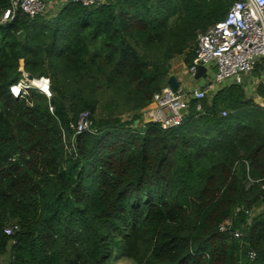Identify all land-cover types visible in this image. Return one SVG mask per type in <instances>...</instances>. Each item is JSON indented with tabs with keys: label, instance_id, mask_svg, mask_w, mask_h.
<instances>
[{
	"label": "trees",
	"instance_id": "obj_1",
	"mask_svg": "<svg viewBox=\"0 0 264 264\" xmlns=\"http://www.w3.org/2000/svg\"><path fill=\"white\" fill-rule=\"evenodd\" d=\"M233 1L68 2L54 16L17 11L0 22V257L264 264V211L247 213L264 204V103L228 83L191 100L176 126L134 128L140 115L118 116L152 104L173 57L191 66L198 35ZM10 3L0 0V13ZM28 75L48 79L52 95L30 88L14 97L10 87ZM256 94L264 102V87ZM106 96L118 114L97 118ZM82 111L92 127L75 133Z\"/></svg>",
	"mask_w": 264,
	"mask_h": 264
},
{
	"label": "built area",
	"instance_id": "obj_2",
	"mask_svg": "<svg viewBox=\"0 0 264 264\" xmlns=\"http://www.w3.org/2000/svg\"><path fill=\"white\" fill-rule=\"evenodd\" d=\"M110 0H11L10 6L0 13V22H7L15 16L17 11L29 17L46 15L53 7L61 9L68 2L80 3L85 7L100 6ZM196 56L190 67H187L188 77L193 76L199 65L206 68L205 84L191 90L179 86L172 91L165 85L161 92L153 99L152 104L142 112V117L148 122L160 123L164 127L178 125L183 116L181 109H188L191 100L200 102L212 93L217 87L231 83H241L244 75L250 74L255 68L262 66L263 73L259 75L256 85L264 87V0H234L225 17L198 35ZM214 70L212 78L210 71ZM208 79V80H207ZM48 83V86L46 85ZM36 88L50 97L49 81L42 77L39 79L21 78L10 87L14 97L30 89ZM263 100L260 105H263ZM197 110H201L198 103ZM226 116L227 112L221 113ZM92 120L88 111H82L74 126L75 133L90 131ZM237 208L236 211H239ZM264 211V204L259 208H252L248 215L255 216ZM230 224H223L220 230L228 229ZM9 228H5L7 234ZM230 234L239 239L242 233L238 230L230 231ZM250 262L256 258L252 250L247 252Z\"/></svg>",
	"mask_w": 264,
	"mask_h": 264
},
{
	"label": "rangeland",
	"instance_id": "obj_3",
	"mask_svg": "<svg viewBox=\"0 0 264 264\" xmlns=\"http://www.w3.org/2000/svg\"><path fill=\"white\" fill-rule=\"evenodd\" d=\"M59 8H60V6L53 7L50 10V12L47 13L46 15L54 16L55 13L59 10ZM196 42L198 43V38H197ZM197 43H196V45H197ZM184 60H185L184 55L173 57V59L170 61V64H171L170 72L179 74L182 70H184L187 67L186 64L184 63ZM213 72H214V70L210 71L209 77L212 78ZM193 83H194V81L189 78V84L193 85ZM46 85L48 86V83ZM226 85L228 86L230 84H226ZM219 87L222 88V85ZM259 87L260 86H258V85H254L250 90L248 89V91L253 94V96H254L253 98L257 103L262 102V99L259 96H257V94H256L257 88H259ZM49 88H50V86H49ZM51 95H52V92L50 91L49 96H51ZM211 95H212L211 93H208L206 98L210 99ZM147 108L148 107L143 108V109L138 110V111L124 112V113L119 115L117 112V106L115 105L114 101L111 98L109 99L106 96L104 98V101L98 106L97 118H105V119L106 118H112V117L117 116V114H118V116L121 118V120L125 121V120L131 119L134 115H140L141 116L142 112ZM141 118H142V116L140 117V119ZM140 119L138 120V122L134 121L135 127H138V125L142 121ZM134 125H133V127H134ZM8 263H9V255L8 254H4L3 256L0 257V264H8ZM108 264H138V263L134 260L129 259V258L122 257L118 253H115Z\"/></svg>",
	"mask_w": 264,
	"mask_h": 264
},
{
	"label": "crops",
	"instance_id": "obj_4",
	"mask_svg": "<svg viewBox=\"0 0 264 264\" xmlns=\"http://www.w3.org/2000/svg\"><path fill=\"white\" fill-rule=\"evenodd\" d=\"M171 74L175 75L179 79L180 86H182L183 88H186L188 90H191V89H194L197 87H201L206 82V80H204V79H199V80L194 79L193 85L189 84L187 67L184 70H182L179 74H177V73H171ZM258 77L259 76H254L251 72L250 74L244 75L242 77V82L239 84H243L244 86L247 87V89L250 90L254 85H256ZM229 83H231V82H229ZM140 120H142V121L140 122L139 126H143L147 122V120H144L143 117Z\"/></svg>",
	"mask_w": 264,
	"mask_h": 264
},
{
	"label": "water",
	"instance_id": "obj_5",
	"mask_svg": "<svg viewBox=\"0 0 264 264\" xmlns=\"http://www.w3.org/2000/svg\"><path fill=\"white\" fill-rule=\"evenodd\" d=\"M28 79H32L30 75L27 76ZM193 78L195 80L206 78V68L204 65H199L197 72L194 74ZM166 85L172 90L176 91L180 86V81L175 75H170L166 81ZM179 113L184 116L187 114V109H181ZM135 128V125H134Z\"/></svg>",
	"mask_w": 264,
	"mask_h": 264
}]
</instances>
